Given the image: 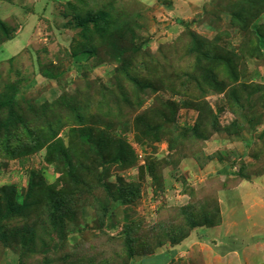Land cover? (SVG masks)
Returning <instances> with one entry per match:
<instances>
[{
	"label": "rangeland",
	"instance_id": "obj_1",
	"mask_svg": "<svg viewBox=\"0 0 264 264\" xmlns=\"http://www.w3.org/2000/svg\"><path fill=\"white\" fill-rule=\"evenodd\" d=\"M234 1L237 0H0L1 21L9 24V27L17 26L12 27V36L5 38L8 40L5 44H1L5 34L0 31V131L32 121L30 117L42 120L46 115L43 110L47 108L50 114L49 109L54 108L56 101L69 88L72 89L74 82L83 84L81 79L86 77L85 71L89 72L90 77H99L102 81L109 82L114 91L121 93L119 95L124 93L122 97L126 98L132 91L135 92L133 85H126L128 88H125V84L112 77L111 72L117 67L116 63L102 61L90 51L80 50V36L84 37L81 33L85 29L83 17L88 11L113 12L110 8L112 4L114 10L122 14L121 18L127 17V20L142 29V39H150L147 47L153 54L161 46L167 48L172 45L188 31L199 34L202 40L208 42L216 39L218 45L238 52L237 46L242 42V36L234 24L236 13L231 5ZM262 23L264 14L257 22L258 25ZM99 51V54L105 53V48L100 46ZM188 64L187 60L184 66L187 67ZM48 73L52 76H48ZM178 75L179 73H175L168 78L164 85L161 84L159 92L149 94L147 102L132 112L136 116L133 117L130 130L117 128L119 120L108 117L112 136L116 142L120 140L135 151L137 166L124 170L119 163L113 168L108 162L94 164L101 184L97 208L94 196L83 193L85 183L92 179L83 175L78 179H83L79 181V186L73 187L68 174L64 173L62 162L55 158L53 160L60 163L50 164L47 161L50 154L47 147L27 158L9 160L4 156L0 157V198L3 200L10 201L15 197L19 202L24 201L29 179L33 175L42 176L55 190L64 189L63 194L48 199L44 208L34 209L32 214L35 217H30L28 223L35 233L34 239L30 240L32 249L20 247V254L3 247L0 242V264H19L21 256L26 264H42L44 260L50 261L53 256H57L58 260L61 255L69 256L72 251L76 253L80 244L83 246L81 252L77 253L84 254L89 250V254L84 257L88 259L93 256L89 264H119L128 257L125 238L128 235L132 237L126 229L127 223L136 224L139 230L133 234L135 254L131 264H264V247H256L264 243V146L254 147L258 135L264 131V114L262 126L255 133L253 130H246L240 135H229L225 131H218L204 143L193 140L195 145L190 147L191 153L187 152L185 158L184 155L173 156L169 144L164 141L146 145L140 143L134 124L137 114L174 101L179 104L183 101L201 102L210 107L219 118L221 129L235 121L236 116L227 106L231 101L229 95L234 87L232 84L229 83L224 92L217 90L215 85L203 90L200 88V93L196 96L184 95L183 87L181 96H178L180 88L178 93L163 89L177 87L180 83ZM15 80L19 82L21 90L14 98L17 108L9 109L4 104L5 90L9 86L7 84ZM237 82L264 85V60L254 59L240 66ZM244 93L245 90L242 94ZM260 95L255 93L250 100H245V112L253 109L255 104L258 110L261 109L258 106ZM127 98L135 103L133 96ZM20 101L26 106L34 103V112L28 114L25 107H20ZM92 110L95 111L96 107ZM178 110L180 125L192 127L199 112L186 108L184 104ZM67 113L74 121L72 111ZM37 123L47 124V133L53 129L50 121ZM80 127L74 121L70 127L58 131L55 139L49 141L59 142V145L52 148V152L59 150L60 140H68L66 134L71 128ZM80 132L83 134L82 130ZM88 138L92 145L96 144L95 137ZM83 143L86 151L91 152L89 140L84 139ZM64 144L66 145L65 142ZM201 147L206 157L211 158L197 160L193 157L192 154L202 151ZM254 149L260 151L261 158L257 163L251 162ZM54 155L56 154L52 153L51 157ZM150 162L156 164L158 182L151 177ZM203 164L204 166H200ZM251 165H254L253 170L250 169ZM141 167L144 168V177L140 176ZM213 176L218 177L217 184H213L216 181ZM127 183L135 186L141 184L140 196L130 204H124L121 198ZM209 183L219 191L217 207L220 211L215 214L212 212L214 206L200 204L197 202L199 199L189 195V190L187 191L188 184L199 190ZM130 196L133 197V194L130 193ZM107 204L110 213L107 212L109 216L104 219L105 227L98 228L95 225L92 229L97 218L102 220L106 216L105 213L102 215L100 208ZM204 208L211 212L203 210ZM206 212H209L208 221L216 222L214 226L194 229L188 227L192 216L196 221L205 217ZM60 215H65L63 227L65 226L67 235L60 230L56 232L55 223ZM181 221L188 225L184 223L188 227L184 232H179L176 228ZM79 223L88 228L79 233ZM183 235L187 237L175 245L173 240ZM85 238L88 248L84 244ZM52 240L56 242L57 248L61 245L56 252L53 250ZM259 259L261 261L257 263ZM77 263L78 260L73 259V264Z\"/></svg>",
	"mask_w": 264,
	"mask_h": 264
},
{
	"label": "trees",
	"instance_id": "obj_2",
	"mask_svg": "<svg viewBox=\"0 0 264 264\" xmlns=\"http://www.w3.org/2000/svg\"><path fill=\"white\" fill-rule=\"evenodd\" d=\"M231 5L236 13V16L234 15V24L238 27L242 36V42L237 46L238 52L227 50L225 49L226 46L218 45V40L216 39L214 42H208L202 40L199 34L188 31L179 36L172 45H168L167 48L166 46H161L157 53L153 54L149 50V47H147L150 39H142V29L137 28L134 23L126 19L127 17L121 18L122 14L114 10L112 4L110 8L113 9V12H109L106 9H104L106 12H99L101 10L88 11L85 17H83L85 29L81 33L84 37L80 36L82 38L80 50L88 51V53L90 51L93 56H98L102 61L108 60V62L112 61L116 63L117 67L111 72L112 77L117 82L125 84V88H128L126 85H133L135 92L132 91L126 98L122 97L124 93L119 95L121 93L114 91L109 82H104L99 77H90L89 72L85 71L84 76L86 77L81 79L83 84L81 82H74L72 89L69 88L62 98L56 101L57 104L54 108L49 109L50 114L47 108L43 110L46 115L42 120L30 117L32 121L0 131V157L4 156L9 160L27 158L40 149L47 147L50 152L47 156V161L50 164L62 162L64 173L65 175L66 173L68 174L73 187L76 186L77 188L79 186V181L83 179H78L83 175H87L92 179L93 182L87 181L85 183L86 186L83 189V193L94 196V205L97 208L99 206L98 197L101 191V184L95 171L97 168L94 164L108 162L111 163V168H113L119 163L123 165L124 170L137 166L135 151L120 140L116 142V139L112 136V126L110 121H108V117H116L119 120L120 124L116 123L117 128L123 127L130 130L132 128L133 117L136 116L132 112L137 111L147 102V99L150 97L149 94L152 95L159 92L161 84L164 85L167 79L175 73H179V85L163 89L170 90L172 93L177 91L178 93V88H180L178 96H181L183 87L184 95L196 96L200 93V88L203 90L207 86L212 87V85H215L217 90L224 92L229 83L232 84L234 87L229 95L231 101L227 106L236 116L235 121L221 129L219 118L210 107L203 105L201 102L196 103L193 101L187 103V101L185 102L187 104H185L183 101V103L179 104L174 101L156 109L151 108L148 112H143L140 115L137 114L134 124L142 145L164 141L169 144L173 156L184 155L185 158L187 152L191 153L190 147L195 145L192 142L193 140L204 143L210 140L218 131H225L229 135H240L246 130H253L252 132L255 133L263 123L261 120L263 118L262 114H264V85L254 82L238 84L237 80L240 76V66L250 60H264V23L257 24L264 14V0H237ZM1 20L0 27L2 28L0 31H3L5 34L1 44H5L8 41L5 38L12 36L11 33L14 31L12 27L17 26L10 25L11 27H9V24ZM183 24L185 25L186 22L184 21ZM7 27H9V31ZM1 40L2 38H0ZM100 46L105 48V53L99 54ZM187 60L189 64L185 67L184 65L187 64ZM47 75L52 76L50 73ZM226 78L227 80L225 81ZM7 85L9 86L5 90L4 104L9 109L12 107L17 108L14 98L20 92L21 86L16 80L15 82H9ZM244 90L245 93L242 94ZM255 93L261 94L258 100V106L261 109L258 110L255 104L253 109L245 112L246 108L243 103L246 99L250 100ZM129 96L135 98V103L127 98ZM200 96L202 97V94ZM155 98L159 100V98ZM26 103L28 104V101ZM183 104L186 105V108H192L199 112L198 118L192 127L181 126L178 122V109ZM20 107H25L28 114L34 112V103L26 106L20 101ZM93 107H96L95 111L92 110ZM69 111H72L75 115L74 121H77L81 127L71 128L66 134L68 140L66 141L65 138V141L60 140L61 145L59 150L52 152V148L59 145V142L52 143L49 141L55 139L58 131L70 127L71 123L74 122L67 113ZM256 111L260 112V114ZM38 121H50L53 128L52 131L50 130L47 133L48 125L38 124ZM79 129L83 131V134ZM91 136L96 138V144L93 143L92 145V141L88 138ZM84 139L89 140L91 152L86 151L83 143ZM256 142L257 144L255 143L254 147L258 148L260 146L263 148L264 131L258 135ZM201 149L202 151L192 154L195 159L211 158L209 156L206 157L203 152L204 149L202 147ZM259 152L258 149L252 151L251 162L257 163L261 158V156L259 157ZM52 153L56 155L51 157ZM53 158L60 162L54 161ZM210 161L211 159L208 162ZM149 166L151 177L158 182L156 164L150 162ZM200 166H204V164ZM253 167L254 165H251L250 169L253 170ZM140 170V176L144 177V168L141 167ZM239 173L241 172L239 171ZM213 177L216 180L213 184H217L219 182L218 177ZM213 184L209 183L202 186L199 190L194 189L188 184L187 191L189 190V195H193L197 200L199 199L197 202L200 204L214 206L215 208H213L212 212L215 214L220 211L217 207L219 191L212 188ZM53 187L50 184L48 185L42 176L35 177L33 175L29 179L28 190L26 191L27 196L24 201L20 200L19 202L15 197L10 201L0 198V228L2 238L0 242L3 244V247L11 248L16 252H18L20 247L25 250L32 249L30 248V243H32L30 240L34 239L35 233L30 229L28 224L29 219L30 217H35L32 214L34 209L39 210L41 207L44 208L48 199L50 200L63 194L64 189L55 190ZM122 191V202L130 204L140 196L141 184L135 186L134 184L127 183ZM130 193L133 194V197L130 196ZM189 208L193 210L192 207ZM203 210L211 212V210L206 208ZM100 211H102L103 216L104 213L106 216L102 220L97 218L94 221L92 229L95 225L98 228L105 227L104 219L109 216L107 212L110 213L109 204L102 206ZM208 215L209 212H206L204 214L205 217L196 219V221H194L195 218L192 216L189 219L191 222L189 226L185 221L184 223L190 229L211 228L216 222H209ZM64 216L60 215L58 217L55 223L57 227L56 232L60 230L64 235H67L68 232L64 229L65 226L63 227ZM54 220L55 215L52 221L54 222ZM184 223L181 221L179 226H176L179 232H184V229L188 228L184 226ZM85 226L79 223V233L88 228H85ZM136 226V224L129 225L127 223L126 229L128 233H131L132 237L128 235L125 238L126 245L125 243L124 245L128 246V257L124 261L121 260L119 264H131L134 260L133 256L135 253L133 246L135 236L133 234L139 231ZM61 232L60 234H62ZM186 237V235H183L173 241L176 245ZM51 238L53 239L52 236ZM55 243L52 240L53 250L56 252L61 248V245L60 248H57ZM84 244L87 248L89 247L87 239ZM82 246L83 244H80V248H76V253L72 251V254L69 256L66 254L61 255L58 260L56 259L57 256H53L50 261L44 260L42 264H73V259L78 260L77 264H89L93 256L88 259L84 257L89 254V250L85 251L84 254L77 253L81 252ZM18 253L21 254V252ZM126 260L130 262L128 263ZM19 264H26L23 256L19 258ZM142 264L146 263L142 262Z\"/></svg>",
	"mask_w": 264,
	"mask_h": 264
},
{
	"label": "crops",
	"instance_id": "obj_3",
	"mask_svg": "<svg viewBox=\"0 0 264 264\" xmlns=\"http://www.w3.org/2000/svg\"><path fill=\"white\" fill-rule=\"evenodd\" d=\"M256 247H264V243H261L260 245H257ZM260 253V252H259ZM261 259L257 261V263H260Z\"/></svg>",
	"mask_w": 264,
	"mask_h": 264
}]
</instances>
